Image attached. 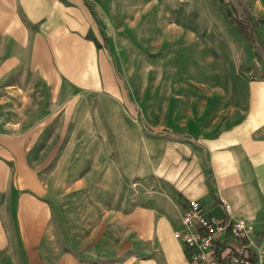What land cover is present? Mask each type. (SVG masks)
I'll list each match as a JSON object with an SVG mask.
<instances>
[{
	"label": "crops",
	"instance_id": "1",
	"mask_svg": "<svg viewBox=\"0 0 264 264\" xmlns=\"http://www.w3.org/2000/svg\"><path fill=\"white\" fill-rule=\"evenodd\" d=\"M95 10L89 0H0V75L26 72L34 78L29 84L2 82V89L20 94L44 86L53 107L55 92L65 96L68 90L98 88L108 52L100 45L103 6L97 7L98 17ZM89 71L95 79L91 85L82 80ZM202 92L196 120L188 124L184 117L175 128L165 126L179 135L177 141L163 136L156 148L147 141L145 167L121 169L126 177L146 175L136 185L148 189L137 190L131 196L135 201L113 213L111 236L101 235L105 220L92 226L88 206L73 211L71 221L58 228V196L43 194L36 164L27 159L41 153L32 142L40 137L41 126L13 132L8 124L23 119L0 116V264H189L182 243L172 235L183 229L179 214L189 198L216 216L221 214L219 200L227 202L231 215L249 225L251 248H262L264 68L258 77L239 78L223 89L210 85ZM47 120L35 115L30 122ZM155 150L168 158L162 166L150 158ZM101 241L110 243L112 255L93 261Z\"/></svg>",
	"mask_w": 264,
	"mask_h": 264
},
{
	"label": "rangeland",
	"instance_id": "2",
	"mask_svg": "<svg viewBox=\"0 0 264 264\" xmlns=\"http://www.w3.org/2000/svg\"><path fill=\"white\" fill-rule=\"evenodd\" d=\"M89 4L97 17V7L103 6L100 45L108 54H103L106 68L99 87L68 90L65 96L55 92L49 107L44 86L17 94L0 85V116L23 119L8 124L13 132L41 126L40 137L32 141L41 153L27 159L36 164L43 194L58 196V228L71 221L73 211L81 213L88 206L92 226L105 220L101 235L111 236L113 213L135 201L131 196L137 190L148 189L136 185L146 175L126 177L121 169L145 167L147 141L155 148L163 136L177 141L179 135L168 133L165 126L175 128L184 117L188 124L196 120L197 94L203 89L210 85L223 89L239 78L259 76L264 68V23L259 21L264 19V0H89ZM135 19L136 26L129 27ZM82 80L89 85L95 81L91 71ZM18 81L29 84L34 78L26 72L9 78L0 75V83ZM35 115L50 120L30 122ZM159 153L149 154L162 166L168 158ZM50 219L56 229L55 215ZM110 248L108 241H101L93 261L110 259Z\"/></svg>",
	"mask_w": 264,
	"mask_h": 264
},
{
	"label": "built area",
	"instance_id": "3",
	"mask_svg": "<svg viewBox=\"0 0 264 264\" xmlns=\"http://www.w3.org/2000/svg\"><path fill=\"white\" fill-rule=\"evenodd\" d=\"M221 214L206 212L197 200L189 198L179 214L182 230L173 231L182 243L189 264H261L264 246L253 250L249 225L235 218L227 202H218ZM254 245V244H253Z\"/></svg>",
	"mask_w": 264,
	"mask_h": 264
},
{
	"label": "trees",
	"instance_id": "4",
	"mask_svg": "<svg viewBox=\"0 0 264 264\" xmlns=\"http://www.w3.org/2000/svg\"><path fill=\"white\" fill-rule=\"evenodd\" d=\"M259 21H260L261 23H264V19H260Z\"/></svg>",
	"mask_w": 264,
	"mask_h": 264
}]
</instances>
